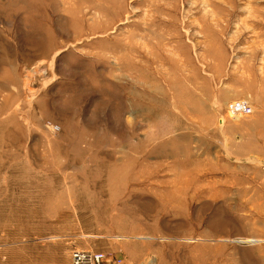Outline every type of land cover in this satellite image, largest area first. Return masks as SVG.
<instances>
[{
	"label": "rangeland",
	"instance_id": "obj_1",
	"mask_svg": "<svg viewBox=\"0 0 264 264\" xmlns=\"http://www.w3.org/2000/svg\"><path fill=\"white\" fill-rule=\"evenodd\" d=\"M76 251L264 264V0H0V264Z\"/></svg>",
	"mask_w": 264,
	"mask_h": 264
},
{
	"label": "built area",
	"instance_id": "obj_2",
	"mask_svg": "<svg viewBox=\"0 0 264 264\" xmlns=\"http://www.w3.org/2000/svg\"><path fill=\"white\" fill-rule=\"evenodd\" d=\"M227 111L231 116L249 115L252 108L242 100H236L228 104ZM72 264H122L117 256L107 257L103 252H73L71 255Z\"/></svg>",
	"mask_w": 264,
	"mask_h": 264
}]
</instances>
